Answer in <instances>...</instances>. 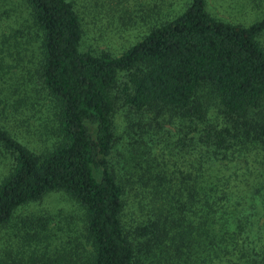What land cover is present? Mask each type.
I'll list each match as a JSON object with an SVG mask.
<instances>
[{"label":"trees","instance_id":"trees-1","mask_svg":"<svg viewBox=\"0 0 264 264\" xmlns=\"http://www.w3.org/2000/svg\"><path fill=\"white\" fill-rule=\"evenodd\" d=\"M88 2L0 0V19L29 17L15 53L0 41V264H264V16L147 0V31L113 56L83 48ZM42 106L34 150L16 121ZM56 192L84 217L63 244L21 213Z\"/></svg>","mask_w":264,"mask_h":264},{"label":"rangeland","instance_id":"rangeland-1","mask_svg":"<svg viewBox=\"0 0 264 264\" xmlns=\"http://www.w3.org/2000/svg\"><path fill=\"white\" fill-rule=\"evenodd\" d=\"M146 1L147 0H89V7L83 10V22L85 24L84 50H91L94 52L103 51L110 55L118 56L132 44L136 43L147 31L146 19L148 18L141 19L140 16H143L145 13L141 14L140 11L137 10L139 4L146 3ZM157 2H159V0H157ZM3 10L9 12V17L4 15L1 16L0 41L5 42V45L2 46L3 48L11 46V52L15 53L16 50L14 48L22 41V35L28 38L25 30L26 21L29 17L25 13L23 17L18 15L12 10V5H9V7L3 5ZM163 10H165V8H163ZM207 11L212 16L227 23L249 26L264 16V0H207ZM15 30L17 38L8 39L7 37ZM4 34L5 37H3ZM261 43L264 46V35L261 38ZM32 44H34V46L28 47L31 52L33 50L36 51L38 45L35 41H31L30 45ZM5 53L8 54V51ZM13 60L14 58L12 57L7 59L9 68H5V74L3 70L5 79H8V77L13 78L14 73L15 75L18 74V69L14 67ZM7 86L5 82H0V91H4ZM7 97L8 95L4 98ZM48 109L51 111L50 106H42L37 108L36 111L34 109H25V115L21 113L18 115L16 123L20 127H18V130L15 129V132L18 131L25 134L26 130H30L31 135H23L21 139L34 150H38L39 147H43L44 145V142L40 140L41 138L36 126L37 120L39 119L38 117H42L43 115L44 118L46 115H49L47 112ZM43 138H45V136ZM21 213L25 216L42 213L46 217L49 216L52 218L51 226L56 227L58 224L63 230V233L58 231L56 235V237L61 236V239L59 237L54 238V240H61L60 244H63V242L68 239L70 233H82L83 231V214L76 204L61 192L47 195L41 202L30 205L23 209ZM263 223L264 216L260 221V225ZM83 245L88 249V245L85 241ZM56 248L57 247H53V250ZM241 252L242 251H240V255H243ZM226 257L229 258L228 262L227 259L221 257L215 259L214 264H233V262L236 261V258H230L231 256ZM220 259H222L221 262ZM212 262H209V264ZM182 263L181 261L179 264ZM183 264H202V258L198 253L192 252L189 261Z\"/></svg>","mask_w":264,"mask_h":264}]
</instances>
